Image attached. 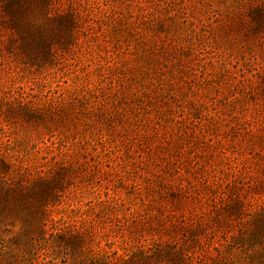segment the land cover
Listing matches in <instances>:
<instances>
[{
	"label": "rangeland",
	"instance_id": "obj_1",
	"mask_svg": "<svg viewBox=\"0 0 264 264\" xmlns=\"http://www.w3.org/2000/svg\"><path fill=\"white\" fill-rule=\"evenodd\" d=\"M22 1L28 0H0V99L24 98L40 105L73 100L88 94L89 88L112 83L115 78L108 77L106 67L110 59L105 57L111 54L115 26L154 8L148 9L147 0H80L95 20L84 36L91 39L100 34L98 42L106 52L99 55L88 43L85 51L75 52L66 61L27 67L23 72L24 66L13 55L18 52L19 39L12 24L14 3ZM179 1L174 0L177 5L172 8L179 12L175 20L180 37L192 45L178 57L188 61L190 70L182 85L192 103L183 116L188 128L161 130L156 146L163 156L165 133L174 143L183 142L182 149L189 152L185 157L197 167L189 169L181 163L180 172L195 190L173 195L165 190L160 196L157 185L173 174L165 159L151 163L139 146L127 150L131 154L115 152L110 156H116L112 167L119 171L117 176L103 177L110 182L95 185L82 197L64 196L52 209V218L63 231L50 223L45 231L33 234L34 245L20 237L19 246L30 257L48 254L39 258L40 264H73L68 230L94 219L100 254L118 264H264V0H183L178 5ZM25 11L21 17L33 27L58 28L55 21L43 18L44 12L28 15ZM75 57L79 59L70 60ZM83 58L89 59L88 67L81 63ZM195 124L203 130H196ZM12 131L0 121V143L12 139ZM57 147L49 141L40 143L29 162L64 157L77 150L72 142L64 149ZM94 156L88 157L91 164ZM173 159L184 160L181 154ZM112 197L118 205L111 216L120 221H113L114 227L106 220L108 211L98 204ZM20 231L16 229L8 238ZM6 245L0 252V264L14 260V245Z\"/></svg>",
	"mask_w": 264,
	"mask_h": 264
},
{
	"label": "trees",
	"instance_id": "obj_2",
	"mask_svg": "<svg viewBox=\"0 0 264 264\" xmlns=\"http://www.w3.org/2000/svg\"><path fill=\"white\" fill-rule=\"evenodd\" d=\"M147 3L148 9L154 7L152 12L143 11L129 23L120 22L115 26L110 37L111 54L105 57L110 59L106 64L108 77L115 78L109 85L95 90L89 88L88 94L62 103L40 105L24 98L0 99V121L13 130V138L0 143V252L5 244L6 247L14 245L11 264H40L39 258L47 257L48 254L30 257L19 246L20 237L34 245L33 234L45 231L50 223L55 230L63 231L56 226L58 222L52 218V209L60 205L64 196L82 197L95 185L110 182L105 179H109L107 175L117 176L119 171L112 167L116 156H110L115 152L131 154L127 150L139 146L151 163H157L156 158L165 159L173 174L172 179L156 184L160 196L165 190L170 195L192 194L195 190L180 172L181 163L187 164L189 169L197 167L185 157L189 152L182 149L183 142L176 144L174 139H167L169 136L165 133L162 141L167 145L161 144L163 156H159L156 146L161 130L188 128L183 124L187 120L183 116L192 99L187 97L188 91L182 83L190 68L188 61L178 55L183 56L184 49L192 44L180 37L181 29L176 21L179 12L174 13L172 8L177 5L174 0H147ZM179 4L182 5L183 0ZM14 6L12 24L19 32L16 34L19 49L13 55L24 66L23 72L27 67L44 68L55 61H66L69 56H75V52L85 51L84 46L88 43L95 48V53L106 52L98 42L100 34L91 39L84 36L95 20L80 0H28L16 2ZM25 10L28 15L34 11L44 12L43 18L55 21L58 28L46 31L33 27L31 21L21 17ZM73 59L79 57L70 60ZM88 60L83 58L81 63L88 67ZM178 99L184 102L179 104ZM176 108L179 113L175 112ZM195 125L196 130H203ZM138 138L140 144H137ZM45 141L58 146L57 150L72 142L77 150L64 157L41 158L43 162L32 164L29 161L39 151L38 145ZM179 149L180 153H177ZM9 151L13 154L9 155ZM91 153H95L92 164L88 161ZM180 154L183 161L173 159ZM136 163L132 159L131 164ZM173 166H176L175 170ZM108 201L98 204L102 211H108L106 220L114 227L113 221L120 223L116 216H111L117 211L118 204L115 197ZM95 221L82 224V227L72 226L68 234L65 233L72 241V247H68L73 250L70 255L74 257L73 264H118L120 261L100 254ZM18 228L20 233L9 239Z\"/></svg>",
	"mask_w": 264,
	"mask_h": 264
}]
</instances>
